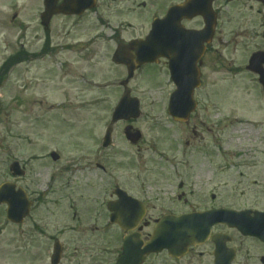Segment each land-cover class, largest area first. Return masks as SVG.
Instances as JSON below:
<instances>
[{"label": "flooded vegetation", "instance_id": "af4514ba", "mask_svg": "<svg viewBox=\"0 0 264 264\" xmlns=\"http://www.w3.org/2000/svg\"><path fill=\"white\" fill-rule=\"evenodd\" d=\"M65 1L60 0L58 4H64ZM96 1L97 7L93 12L97 14L98 26L103 30L112 31V37L98 36L87 42L74 38L73 36L85 32L82 29L84 22H81L79 17L63 16V37L53 38L50 34L51 38L46 41L44 54L31 62H48L46 83L49 81L52 85V75H58L57 92L68 100L61 104L63 107L83 109L106 104L105 101L95 103L85 100L97 87L92 84V80L87 84L88 88L84 86V64L99 63L101 58L112 59L118 51L124 60L137 61L136 45L143 43L150 33L151 23L148 25V19L150 22L154 20L153 17L147 18L149 10L160 12V21H164L169 8L183 6L188 1L192 14L199 11V15L177 19L175 37L171 32L166 34L162 31L158 63L146 65L141 69L142 75L150 80L160 74V86L166 85L168 89L175 88L172 84V74L194 73L199 68L204 84L206 80H210L206 89L211 93H222L221 78L228 76L234 66H237V69L242 67V72L246 71L250 59L256 54L264 53V0ZM100 15L107 16L105 18L111 22H102ZM127 16L133 20L135 17L136 23L144 20L133 27L123 20ZM190 61L192 64L188 65ZM116 68L121 70V74L128 75L126 67ZM122 82L124 80L119 82V88L124 92ZM129 86L131 95L136 96V88L131 82ZM154 107L155 104H152L151 109L154 110ZM140 122L141 119H136L117 123L113 127V143L109 149L101 148V134L94 136L88 147L85 141H79L81 154H96L98 158L124 157V150H135L131 155H128V152L125 155L129 181L126 191L138 201L130 202L127 212L135 222L141 218L133 233L139 234L147 241L155 224L165 216H190L229 204L196 202L197 188L213 190L227 186L229 156L225 147L228 142L221 130L226 117L219 105H215L211 110H196L184 123L174 122L173 125L178 129L174 131L172 141H169L172 143L170 150L164 149L168 142L165 139L167 132L161 127L163 124L160 118H147L143 121V126L138 125ZM108 127L110 128V125ZM128 128L142 134L136 144L126 139L124 133ZM117 136L121 140H118ZM52 153L50 150L34 157L29 163L23 162L22 167L27 176L15 179L18 187L24 184L33 201L30 216L21 225H16V256L29 255L33 264L38 260L43 264H52L56 253L59 254L58 264H116V253L113 250L108 253L99 250V240L115 235L111 228L116 226H99L101 221L110 218L109 202H84V195L78 193L77 198L72 199L73 202H68L64 190L68 192L72 187L67 186L69 183L63 186L62 182L67 181L66 178L72 170L62 153L57 162L52 161ZM85 170L89 175H100L98 167L86 166ZM112 171L113 176H117V172L113 169ZM112 179L113 177L107 180ZM42 186L47 187L45 194L40 192ZM76 190L78 191V187ZM53 199L56 202H52ZM211 199L217 200L215 195H212ZM116 200L114 197L111 199ZM236 210L251 212L247 214L250 217H253L255 212L264 213V208H259V203L254 207L245 206ZM231 232L238 235V232L229 230L225 225L212 228L213 235ZM256 241L257 264H264V243ZM207 245L214 246L211 241ZM197 249L192 245L183 256L176 258L164 251L150 256L144 264H196L197 256H202L197 253ZM91 259L93 261L89 262Z\"/></svg>", "mask_w": 264, "mask_h": 264}, {"label": "rangeland", "instance_id": "374dc122", "mask_svg": "<svg viewBox=\"0 0 264 264\" xmlns=\"http://www.w3.org/2000/svg\"><path fill=\"white\" fill-rule=\"evenodd\" d=\"M43 8V1L41 0H0V67L8 57L22 49V43L26 44L30 53H39L42 50L46 35L37 18L39 19V13L43 11ZM15 14H18L19 20L14 22L12 19ZM60 19V17L56 18L51 27L50 34L53 38L61 37L60 34L57 35L56 33L59 26L63 24ZM89 21L85 22L82 27L85 32L76 35L85 42L96 35L93 32L96 24L91 20ZM25 26L26 29L24 30ZM46 64L48 62L33 65L21 64L16 71H12L8 75L5 88L0 91V101L3 105L0 115V186L10 179L8 166L14 159L28 160L35 153L44 154L48 152L50 147L63 148L65 161L69 162V165L79 166L81 150L79 141H85L88 147V143H92L93 130L94 134H99L111 119L115 97L117 99L120 93V89L116 86H111L112 88L106 91L107 103L102 104L100 107L80 111L71 109L53 111L44 115L49 105H56V103L63 101L62 94L57 92L58 75H52L53 87L49 81L48 83L45 82L48 78V75H45L44 72ZM84 69L90 70L96 82L100 84L107 82L108 85H118L123 78L121 70L115 68L110 58H101L100 64L94 68L85 64ZM148 81V78H145L143 85L150 86L151 84ZM143 85L136 87L138 92H140ZM154 86L159 87L157 83H154ZM229 86L233 89V92H229L231 95L229 102L240 99L241 105L237 106L238 108L242 109L247 104V108L251 109L248 111L250 115H246L240 110L239 113L234 111L241 119L242 116L247 119L245 126H239L240 129H238L236 135H239L242 139L236 141L235 146L238 147L237 149L244 151L245 145H248V143L257 145L258 150L262 153L260 157L261 164L259 167L250 170L228 173V187L222 190H214V193L219 196V202L242 203L239 206L246 203L260 202L264 205V106L257 92L253 88L246 87L248 86V80L245 75H242L238 82L229 84ZM139 96L143 97L145 104H147L152 99L160 101L163 94H160V91L157 90L155 96L152 94ZM36 101L43 102V105L39 106ZM38 114L42 116V119L39 123L34 124L31 118ZM232 119L233 117H230L229 120ZM96 120L98 122L95 123ZM64 121H67L68 124H64ZM250 123H259V126L255 130V128L249 126ZM167 127L166 130H170L171 133L174 132L169 125ZM231 132V130L228 131L230 134ZM169 136L171 138L166 140L172 141V136ZM171 144L167 142L164 149L170 150ZM128 155H131V152ZM124 162L121 159H116L112 163V167L122 178V184L129 187L126 175L127 168ZM39 167H41V164ZM76 178L74 188L78 187V191L72 189L70 192L78 193V195L83 194L85 197L84 202H93L96 199L97 202H103L108 198L113 183L102 175L82 173V175L78 174ZM44 189L45 186H42L40 192H44ZM211 193H213L211 190L197 189V202L210 201ZM52 201L54 202V199ZM5 209L6 207L0 206V264H33L32 257L29 255L16 256L18 230L6 221ZM93 241L98 240L93 239ZM120 243L121 236L117 233L115 242L103 238L100 240L101 246L99 245V248L109 244V246L116 245L119 249ZM245 248L248 251L250 249V253H247L246 249L243 250L238 261L239 264H256L255 257L252 256L254 249L248 245ZM211 252V247L197 250V253H201L202 256H197L196 264H209L212 260V257H210ZM92 261V259L89 260V262ZM35 264H43V262L40 263V260H38Z\"/></svg>", "mask_w": 264, "mask_h": 264}, {"label": "water", "instance_id": "95a60500", "mask_svg": "<svg viewBox=\"0 0 264 264\" xmlns=\"http://www.w3.org/2000/svg\"><path fill=\"white\" fill-rule=\"evenodd\" d=\"M55 2L56 0H46V14L44 15V25L48 24V21L50 20V17L56 13V10L54 9L55 6ZM65 7H62L59 11H65L64 9ZM157 33L154 32L153 34V38H157ZM115 62L117 63H121L119 62V60H115ZM129 96L126 95V98H124V100L122 101V103L120 104V106L117 108L116 113L114 114V118L115 119H121V118H128L130 117H137V110H138V105H133L128 101ZM180 102V103H184L187 101H190V95H184V94H179L178 96H176V98L174 99V102ZM175 107H173V110L175 111ZM18 165H14L12 170H18ZM16 202H21V204L19 205V208L22 209L21 212H24V210L26 209L25 206L23 205V199L19 198L18 195L16 193H14V189L13 187H11L10 185L8 186H4L1 190H0V203H7L9 205V211H8V215H9V220L11 221H15L16 217L18 216V203ZM22 215V214H21ZM20 215V216H21ZM118 223H120V225H122V222L118 221ZM211 226H202L200 228V235L202 236V238H206L209 234V229ZM160 228L162 229L163 227H159L156 230V238L155 240L148 244L147 246H145L144 248L142 247L143 250H140L141 247H139V245H137L136 243H130L128 246L125 245L124 247V255L123 257L120 259V263L124 264V263H129V262H138L140 261V258H138L140 256V254L142 253L143 255H147V253H150L152 251H160L162 248H164V246H161L160 244ZM253 229H250V232H253ZM176 233H173V239H175ZM173 241V240H172ZM175 245L172 246V244L168 247L170 250L172 247H174ZM172 253H174L173 249L171 250ZM133 256V257H132ZM216 257H217V264H227L232 260V256L221 246V245H217V252H216Z\"/></svg>", "mask_w": 264, "mask_h": 264}]
</instances>
